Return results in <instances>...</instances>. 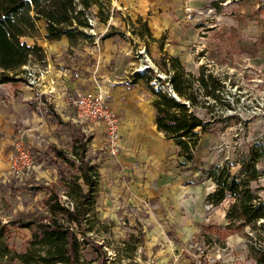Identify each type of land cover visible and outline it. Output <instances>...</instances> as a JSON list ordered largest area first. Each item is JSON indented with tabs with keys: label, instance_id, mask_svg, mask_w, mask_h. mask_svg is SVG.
I'll return each mask as SVG.
<instances>
[{
	"label": "rangeland",
	"instance_id": "374dc122",
	"mask_svg": "<svg viewBox=\"0 0 264 264\" xmlns=\"http://www.w3.org/2000/svg\"><path fill=\"white\" fill-rule=\"evenodd\" d=\"M140 3V0H110L107 10L113 17L106 23L95 17L97 8L94 7L91 35L102 41L100 38L115 33L121 39L124 26L130 34H140L151 41L147 34L149 27L137 15L138 10L147 20L163 17L179 23L185 16L184 8L157 12L155 6ZM146 7L148 9L143 10ZM188 14L194 27H203L207 44L199 54L192 46L195 44L189 46L188 62L180 64L190 75L189 80L193 78L196 82L195 78L203 70L205 81L210 84L208 76L212 75L224 86L217 100L200 98V104L194 109L195 115L205 123V132L198 130L199 142L192 153L193 160L189 162L179 157L173 141L157 131L153 96L142 81L134 83L140 87V98L129 111L130 119L125 111L112 105L110 96L107 97V103L122 123L121 149L115 157L109 153L101 125L76 117L72 104L75 91L69 93L67 103L48 96L29 100L31 104L20 108L0 126V225L7 226L6 241L12 251L21 253L26 249L30 231L11 225L44 215L43 200L51 186H55L53 190L60 201L71 207L62 195L66 188L59 181L58 167L61 166L63 177L67 179L78 173L76 168L64 167L59 162L56 166H32L19 174L11 172L14 139L21 138L31 152L45 146L38 141L39 136H34L37 132V127L31 123L34 116V122L39 118L40 125L47 124L50 134L46 138L70 158L77 137L84 136V161L96 164L98 172L94 211L87 215L91 228L87 235L101 244L108 256L107 264H254L244 237L247 228L225 239L207 229L211 225L217 228L226 225L224 213L232 202L227 198L218 207L207 202L208 195L216 188L207 174L227 168L231 175L242 177L241 162H244L258 173L250 187L264 202V150H259L264 146V0H206L199 7L191 8ZM212 25L214 30L210 29ZM39 30L43 31V25L38 24L40 34ZM39 37L36 40L41 39ZM22 41L31 43L28 38ZM41 48L45 56L44 47ZM79 48L77 46L76 50ZM213 48L221 53L217 59L211 56ZM203 50L207 52L204 60ZM67 58L63 65L71 60L83 67L78 58ZM135 58L141 62L137 68L145 64L157 70L152 75L166 81V68L151 63L144 50L137 51ZM59 60H53L52 64L56 65ZM30 62L35 64L34 74L30 73L34 78H29V67H26L28 72L21 69L22 77L34 83L41 77L37 71L53 70L46 66L47 62L38 63L33 59ZM79 71L82 80L90 74ZM152 84L156 88L155 80ZM96 87L100 85L92 82L89 88L80 85L74 90L82 92ZM164 87L170 88V84ZM110 89L116 90V87L110 86ZM72 118L77 123L71 122ZM27 130H32V134ZM80 152L77 149V153ZM75 162L79 165L78 160ZM89 254L90 250L84 252V264L94 257Z\"/></svg>",
	"mask_w": 264,
	"mask_h": 264
},
{
	"label": "trees",
	"instance_id": "16d2710c",
	"mask_svg": "<svg viewBox=\"0 0 264 264\" xmlns=\"http://www.w3.org/2000/svg\"><path fill=\"white\" fill-rule=\"evenodd\" d=\"M110 0H0V85L22 82L21 69L31 59L44 63L42 48L34 43L31 46L22 41L23 38L38 37V24L44 22L47 41H57L67 38L70 46L80 42L94 43L93 30L89 20H92L93 8L95 17L101 23L109 20L110 12L107 5ZM107 10V11H106ZM134 32V30H131ZM150 37L149 31H147ZM115 36L107 34L101 40ZM142 38V35H140ZM160 68H166V81L152 75L154 70L147 68L142 72H134L132 83L142 81L153 96L152 106L155 112L154 124L159 133L173 141L178 148V156L191 162L192 153L199 142V132H205V123L194 113L200 104L199 99L211 97L218 99V92L224 86L220 81L209 75L210 84L204 80L203 70L196 79H188L190 75L175 57H162ZM169 66V67H168ZM168 67V68H167ZM155 80L156 88L152 84ZM169 83L170 88L164 87ZM203 91V92H200ZM175 94L178 101L172 97ZM84 136L77 137L72 148V156L54 145H48L45 150L33 151V166H56L58 162L65 166L76 168L77 174L67 179L64 171L58 167L60 179L66 190L62 192L71 203L69 208L59 199L58 193L48 190L47 198L43 200L45 214L26 222H17L21 229L30 231V239L26 249L17 253L12 251L6 241L7 226L0 225V264H10L18 261L21 264H84V252L90 250L88 264H107L108 256L101 244L88 237V214L95 207V187L98 178L97 166L89 160L84 161L86 142ZM77 149L81 152L77 153ZM259 150H264L259 147ZM76 157H79L78 159ZM75 158V159H74ZM78 160L79 165H76ZM242 160V159H241ZM241 175H231L227 168L212 170L208 178L215 184V190L207 197V202L213 207L220 206L230 198L225 212L226 226L217 228L213 225L208 230L220 234L222 238L235 235L244 229L248 244V253L254 264H264V202L251 190L250 183L256 180L258 173L254 167L241 162ZM81 181V184L79 183Z\"/></svg>",
	"mask_w": 264,
	"mask_h": 264
},
{
	"label": "crops",
	"instance_id": "0c3cea01",
	"mask_svg": "<svg viewBox=\"0 0 264 264\" xmlns=\"http://www.w3.org/2000/svg\"><path fill=\"white\" fill-rule=\"evenodd\" d=\"M205 1L206 0H140L142 6L153 5V7H156L157 12H159V10L170 11L179 10L181 8H184L185 10V16L180 19L179 23L172 21V19L167 20L163 17H152L151 20H147L144 18L143 12L138 10L139 14L137 15L140 19L142 18L149 27L151 41L146 37L140 39L138 35L130 34V32H127V30L124 29V26H122L121 31L124 36L121 39L115 35L114 37L94 42L92 45L90 44L91 46L86 45L85 42H80L76 46H70L69 41L65 37H62L57 41H47L45 39V24L44 22H40L39 25H43V31L39 30V36H41L39 37L41 38L39 40L41 41L36 40V38H28L31 43H25L30 46L34 44V41H37V45L44 47L43 49L46 57L44 62H47L46 66L48 68L51 67V69L53 68V70L48 72L37 71L36 74H40L41 77L40 79L38 78V82H35L34 84L29 82V78L24 79L21 75L22 82L0 85V126L20 108L25 109L24 107L31 104L29 100L36 101L40 100L43 96H48L53 99L63 100L67 103L68 96L70 95L69 93L75 91V99L76 95L80 92L74 90L77 86L82 85L89 88L91 87L92 82L97 83L103 89L106 95V103L107 97L110 96L113 100L112 105L125 111L126 116L130 119L128 115L130 114L129 111H131V108L136 104L137 99L140 98V87H138L137 84L132 83V80L129 79V76L136 72V68L141 65V62L135 58V54L141 49L144 50L146 58L156 66L160 59L165 55L175 57L179 62L186 64L189 59L187 51L192 44H195L192 46L197 48V54L202 52L201 49L207 44L205 40L206 37H204L205 34L202 30L203 27H194V25L191 24L188 11L193 7H199L202 3H205ZM184 4L185 7L183 6ZM145 9H148V7L143 10ZM103 26L105 31V25ZM211 27L212 28L210 29H215L214 25ZM77 46H80L79 50H76ZM210 53L213 59H217L221 56L220 51L218 52L214 48L210 50ZM206 55L207 52H204L203 50V60ZM71 56L75 57V59L78 58L79 62H82L81 64L83 67L79 66L78 63H72L71 60H68L67 65H63L64 62L67 61L66 58L68 57L67 59H69ZM57 58L58 60L60 59V62L53 65V60H56ZM34 65L33 62H30L27 66H24L23 69L28 72L26 67H29L31 70L28 74L31 72L34 74ZM80 69L90 72L87 77H83V80L81 77L82 73L79 71ZM85 81H90V83L88 82L85 84ZM13 85L19 86L15 88ZM110 86L116 87V90L110 89ZM68 90H70V92H68ZM15 91L18 92L16 93ZM107 105L110 108L108 103ZM32 114L35 115L34 113ZM33 117H31L32 122H30L37 127L36 134H38H34V136H39L38 141L45 144L42 149L36 148L33 151L45 150L48 145L56 146L55 144H52L51 140L46 138L47 135L50 134L47 129V124L43 127V125H40L42 121L37 118L36 120L39 122H36V120L34 122V119H32ZM119 120L121 134L122 123L120 118ZM71 122L77 123L75 118H72ZM29 132L32 134V130H27V133Z\"/></svg>",
	"mask_w": 264,
	"mask_h": 264
},
{
	"label": "built area",
	"instance_id": "2783aa9c",
	"mask_svg": "<svg viewBox=\"0 0 264 264\" xmlns=\"http://www.w3.org/2000/svg\"><path fill=\"white\" fill-rule=\"evenodd\" d=\"M112 17L113 13L110 14L109 20H111ZM89 23L92 25V20H89ZM89 33H93V30H90ZM97 41L98 39L94 40V42ZM139 53L140 52H138V54ZM145 69H147V66L144 64V66L137 68L136 71L142 72ZM154 72L156 73L157 70H154ZM28 75L29 78L32 77L31 80L34 78L30 73ZM31 80L29 82L33 84L34 82ZM72 104L76 112V117L79 120L101 125L105 133V141L109 146V153L111 156L115 157L121 149L120 120L117 113L108 107L106 95L104 91L101 90V87L79 92L76 98L72 100ZM12 147L13 153L10 158L11 172L19 174L31 168L33 166V154L26 147L23 140L21 138H16Z\"/></svg>",
	"mask_w": 264,
	"mask_h": 264
},
{
	"label": "water",
	"instance_id": "95a60500",
	"mask_svg": "<svg viewBox=\"0 0 264 264\" xmlns=\"http://www.w3.org/2000/svg\"><path fill=\"white\" fill-rule=\"evenodd\" d=\"M147 68H149V67H147ZM172 97H174V99H176L178 101V98L176 97L175 94H173Z\"/></svg>",
	"mask_w": 264,
	"mask_h": 264
}]
</instances>
